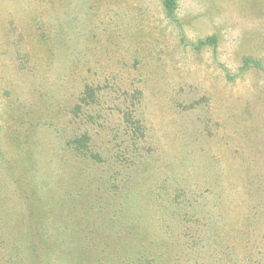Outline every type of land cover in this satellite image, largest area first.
<instances>
[{
	"label": "rangeland",
	"instance_id": "obj_1",
	"mask_svg": "<svg viewBox=\"0 0 264 264\" xmlns=\"http://www.w3.org/2000/svg\"><path fill=\"white\" fill-rule=\"evenodd\" d=\"M175 1L0 0V264L72 177L264 264V0Z\"/></svg>",
	"mask_w": 264,
	"mask_h": 264
},
{
	"label": "trees",
	"instance_id": "obj_2",
	"mask_svg": "<svg viewBox=\"0 0 264 264\" xmlns=\"http://www.w3.org/2000/svg\"><path fill=\"white\" fill-rule=\"evenodd\" d=\"M161 1L165 12L174 14L176 1ZM243 61L242 67L248 68L250 59L244 58ZM73 179L74 177L67 180L66 186H71L67 187L65 196L55 202V213H52L51 218H47L45 228L32 227L29 220V233L21 234L24 238L16 243V257L11 261L13 264H25L28 260L32 264H214L213 260L218 259L220 250L214 247L222 244L220 239L210 243V239L204 234L184 233L179 234L178 240L170 241L173 235L168 237L169 234L159 225L156 227L150 223L152 226L148 227L145 211L140 216L133 215L134 222L130 218L127 219L131 217L127 212L135 210L134 206H129L128 199L127 202L123 200V212L120 211V205L123 203L118 201H111L110 209V199L96 201L89 197L86 201H81L79 187L72 184ZM84 184L92 188V184ZM179 204L187 210L184 202ZM136 205L139 213L141 209ZM182 219L187 220L184 215ZM247 219L246 216L242 232L234 235V239L238 238L240 242H244V248L236 251L242 262L247 258L246 255H241L247 250L245 246L248 236H245L243 231ZM177 227L183 230L180 226ZM25 237L26 243L30 242L26 254L22 252L26 245L23 244ZM208 243L212 245L210 249ZM42 244H45V250L41 249ZM175 245L179 246L174 247ZM232 258L230 257L232 264H240Z\"/></svg>",
	"mask_w": 264,
	"mask_h": 264
}]
</instances>
